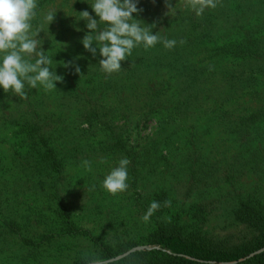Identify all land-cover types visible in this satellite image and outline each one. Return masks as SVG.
Listing matches in <instances>:
<instances>
[{
  "label": "rangeland",
  "instance_id": "rangeland-1",
  "mask_svg": "<svg viewBox=\"0 0 264 264\" xmlns=\"http://www.w3.org/2000/svg\"><path fill=\"white\" fill-rule=\"evenodd\" d=\"M248 1L220 0L216 8L209 9L215 15L213 25L219 28L229 17H239L237 8ZM92 2L39 0L33 25L43 23L38 38L46 52H64L73 58L88 52L81 43L89 32L87 22L79 21L78 13L86 10L98 20L90 6ZM171 3L176 7L170 16L165 15V0H139L142 11L134 18L153 25V34L159 32L163 38L175 39L174 48L180 49V41L187 34L183 19L191 8L185 6L184 0ZM48 10L57 13L50 26L43 22ZM164 49L157 50L161 62L168 59L170 52ZM191 55L182 59H193ZM47 97L57 100L59 92L52 90ZM240 97H236L237 101L243 103L245 99ZM208 103L202 110L207 109ZM7 107L0 104V117L9 111ZM213 116L198 111L182 118L168 108L167 119L161 107L154 116L135 111L127 118L108 122L114 127L126 125L128 129H40L49 147L70 155L60 161V169L52 166L56 183L45 178L49 176L39 175L35 165L27 174L19 161L10 158L13 151L20 153L23 134L18 129L1 128L4 119L0 118V162L4 165L0 164V264H75L85 261L86 254L102 257L106 264L135 252L146 253L150 262L155 258L153 251L161 250L150 237L164 223L185 238L201 237L230 245L248 239L232 212L244 196L264 203V174H257L244 163L246 160L238 157L239 130L217 127L214 123L219 118L211 119ZM181 119L185 120L183 125L201 129H180ZM119 134L126 137L123 141L129 155L123 149L115 153L108 150ZM193 151L202 155L201 161L194 162ZM125 157L131 161L129 188L110 194L102 187V181ZM84 160L91 162V171L82 166ZM130 174L133 178L129 182ZM166 200L171 201L170 207L164 206ZM152 201L161 207L144 222L141 218ZM111 252L118 255L106 258Z\"/></svg>",
  "mask_w": 264,
  "mask_h": 264
},
{
  "label": "trees",
  "instance_id": "trees-1",
  "mask_svg": "<svg viewBox=\"0 0 264 264\" xmlns=\"http://www.w3.org/2000/svg\"><path fill=\"white\" fill-rule=\"evenodd\" d=\"M209 9L200 16L192 9L186 11L185 43L180 49L170 50L168 59H162L165 63L157 56L158 49L163 52L162 43L147 49L143 45L134 48L127 61L122 62L121 71L111 75L100 69L99 60L103 57L99 52L95 57L86 52L74 58L64 52H47L53 59L50 67L64 77L63 83L58 82L56 86L57 100L48 98L52 90L46 91L42 85L36 89L26 85V99L0 88V104L9 109L0 117L4 119L1 128L18 129L23 134L20 153L13 151L10 158L19 161L27 174L35 165L39 175L49 176L45 178L56 183L52 166L60 169V161L64 162V157L70 155L49 147L40 129L83 126L128 129L126 125L114 127L108 122L127 118L135 111L146 117L154 116L162 107L167 119L168 108L182 118L192 117L198 111L210 112L214 114L211 119L219 118L214 123L217 127L238 129L236 134L241 145L238 157L246 160L244 163L257 174H264V0H249L244 7L240 5L239 17H229L219 28L213 25L215 15L209 13ZM43 50L46 52V47L43 46ZM189 54L193 59H182ZM62 62H71L73 66L65 68ZM75 66L80 67L82 77L76 74ZM156 70L160 72L157 74ZM236 97L245 101L238 103ZM208 101L207 109L202 110ZM167 119L164 120L166 126ZM184 122L181 119L180 129H201L194 125L187 127ZM118 137L108 150L115 153L123 149L129 155L123 141L125 135ZM193 158L197 163L202 155ZM256 199L241 197L232 212L234 220L249 235L241 243L230 245L201 237H180L164 223L155 228L150 237L161 249L153 251L154 260L148 262L146 253L135 252L106 264H264V203ZM116 255L111 252L106 258ZM75 264H86V261Z\"/></svg>",
  "mask_w": 264,
  "mask_h": 264
},
{
  "label": "clouds",
  "instance_id": "clouds-1",
  "mask_svg": "<svg viewBox=\"0 0 264 264\" xmlns=\"http://www.w3.org/2000/svg\"><path fill=\"white\" fill-rule=\"evenodd\" d=\"M139 0H93L90 4L92 10L99 18L94 19L88 11L79 12V21H86L89 30L81 43L86 51L93 57H103L99 60L100 69L108 75L117 73L122 69V62L127 61L134 48L143 45L145 49L155 47L162 43L166 49H173L177 41L161 37L159 32L153 34L152 26L134 18L142 9L138 8ZM220 0H184L197 16L203 14L208 8H216ZM168 12L172 15L175 7L171 0H165ZM39 0H0V88L5 93L10 90L17 96L26 99V85L36 89L42 85L46 91L57 89V83H63L64 77L50 67L53 59L43 50L39 34L43 31V23L34 27L33 21L37 19ZM56 12L48 10L43 15V22L49 26L53 23ZM103 25V27H101ZM79 31V29H77ZM185 41L181 40L180 44ZM95 45V46H94ZM33 57H35L33 62ZM63 67L73 66L71 62H62ZM76 74L82 77L81 69L75 66ZM105 163V161H101ZM131 161L125 157L119 160L102 181V187L110 194L126 192L128 184V166ZM82 166L91 171V162L82 161ZM165 207L171 206V201L164 202ZM161 207L157 201H152L142 220L148 222L150 217ZM86 264H105V259L99 256H85Z\"/></svg>",
  "mask_w": 264,
  "mask_h": 264
},
{
  "label": "water",
  "instance_id": "water-1",
  "mask_svg": "<svg viewBox=\"0 0 264 264\" xmlns=\"http://www.w3.org/2000/svg\"><path fill=\"white\" fill-rule=\"evenodd\" d=\"M126 255H128V254H126ZM126 255H123L122 257H124V256H126ZM122 257H121V258H122Z\"/></svg>",
  "mask_w": 264,
  "mask_h": 264
}]
</instances>
